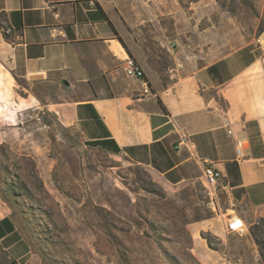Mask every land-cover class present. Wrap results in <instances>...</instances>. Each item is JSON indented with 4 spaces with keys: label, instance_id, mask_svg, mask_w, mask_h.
<instances>
[{
    "label": "crops",
    "instance_id": "crops-1",
    "mask_svg": "<svg viewBox=\"0 0 264 264\" xmlns=\"http://www.w3.org/2000/svg\"><path fill=\"white\" fill-rule=\"evenodd\" d=\"M197 9L178 0H0L2 74L63 90L56 111L85 146L145 167L186 219L208 217L221 242L195 243L201 264H264L249 233L256 219L264 226V44L230 50V34L216 37ZM127 55L144 69L150 98L126 74ZM206 161L222 172L216 208L200 198ZM234 212L247 223L241 233L226 230ZM0 249L18 264L32 253L10 213L0 216Z\"/></svg>",
    "mask_w": 264,
    "mask_h": 264
},
{
    "label": "rangeland",
    "instance_id": "rangeland-1",
    "mask_svg": "<svg viewBox=\"0 0 264 264\" xmlns=\"http://www.w3.org/2000/svg\"><path fill=\"white\" fill-rule=\"evenodd\" d=\"M178 1L193 2L216 37L229 33L230 50L258 39L264 44V0ZM2 73L0 65V180L10 186L9 201L0 197V216H14L32 245L21 264H201L195 243L221 242L207 229L208 217L186 219L145 167L85 146L56 111L63 90ZM200 198L209 201L201 189ZM249 233L264 258L259 219ZM0 264L18 261L0 249Z\"/></svg>",
    "mask_w": 264,
    "mask_h": 264
},
{
    "label": "built area",
    "instance_id": "built-area-1",
    "mask_svg": "<svg viewBox=\"0 0 264 264\" xmlns=\"http://www.w3.org/2000/svg\"><path fill=\"white\" fill-rule=\"evenodd\" d=\"M9 31V29H6ZM176 43L173 42L172 45H175ZM123 67L126 71V74L132 77L139 78L143 80L144 87L140 91L139 96L142 98H150L154 95V92L149 87L148 81L145 78V71L142 68V66L137 62V60L130 55H127L123 60ZM58 113V111H57ZM228 128V133H232V128L230 127V121L228 119L225 120L224 124ZM240 144V141L238 140V145ZM238 153L242 154V150L240 146L238 147ZM204 174L206 177V185H205V191L207 193V196L209 197V204L216 208L218 205L217 202V192H216V186L220 179L222 178V172L217 169L212 163L206 161L204 165ZM247 229V223L244 220V218L241 216L240 213L234 212L226 225V230L228 232H238L241 233L244 230Z\"/></svg>",
    "mask_w": 264,
    "mask_h": 264
},
{
    "label": "trees",
    "instance_id": "trees-1",
    "mask_svg": "<svg viewBox=\"0 0 264 264\" xmlns=\"http://www.w3.org/2000/svg\"><path fill=\"white\" fill-rule=\"evenodd\" d=\"M1 182H3V184H4V186H2V184L0 183V197H2V198H4L6 201H9V199L5 196V191H6V188L8 187V186H10L8 183H7V181L6 180H0ZM7 184V185H6ZM142 187H144L143 185H142ZM138 212H139V210H138ZM140 213V212H139ZM12 216V215H11ZM255 240L259 243V244H261V242H259V240H257V238H255Z\"/></svg>",
    "mask_w": 264,
    "mask_h": 264
},
{
    "label": "water",
    "instance_id": "water-1",
    "mask_svg": "<svg viewBox=\"0 0 264 264\" xmlns=\"http://www.w3.org/2000/svg\"><path fill=\"white\" fill-rule=\"evenodd\" d=\"M261 39L264 41V32L261 34ZM65 83H67V84H68V81H67V80H65Z\"/></svg>",
    "mask_w": 264,
    "mask_h": 264
}]
</instances>
